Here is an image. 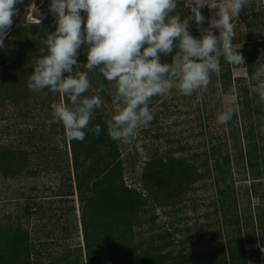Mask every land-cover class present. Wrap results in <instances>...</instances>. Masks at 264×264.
<instances>
[{"label":"rangeland","instance_id":"374dc122","mask_svg":"<svg viewBox=\"0 0 264 264\" xmlns=\"http://www.w3.org/2000/svg\"><path fill=\"white\" fill-rule=\"evenodd\" d=\"M261 1L264 0H251L256 4L262 3ZM187 2L188 0H181L182 4L179 3L176 9L183 17L190 13L180 11ZM207 2L212 7L225 0ZM31 3V0H27L24 4L28 11L26 22H39L45 18L52 20V15L48 16L47 0H41L36 6L43 14L38 19L29 16ZM209 7L202 8V15L207 18H211L215 12V9ZM254 12L256 17L239 14L232 20L235 36L248 35L249 32L252 38L264 37V9L256 7ZM14 19L15 17L12 29L20 25V22L15 24ZM194 23L190 21V29ZM207 26L205 21L203 27ZM213 32L216 30L213 29ZM234 45L243 46L242 43ZM248 63L253 66L255 73L258 66H254V61ZM75 71L88 72L91 86L87 95L100 97L102 107L98 110L108 121L111 117L109 93H114L115 84L104 77L105 91L100 92L103 75L98 69L89 72L81 63ZM229 72L230 85L224 86L221 82L216 85L212 76L207 89L202 90L199 101L196 93L184 96L175 90L165 96L153 97L150 110L154 121L141 127L130 141H118L124 178L127 183H133L137 187L141 186L139 175L142 166L154 153L175 151L182 145L184 148L181 154L194 164H199L207 156L210 170L214 164V159L208 156L211 146H220L221 153L227 152L230 155L229 164L223 166L226 171L223 182L220 181L221 175L213 171L209 177L196 181L176 204H149L139 214L141 223L134 225L135 242L145 246L146 241L162 231L171 232L176 228L178 231H174L170 237L173 245L167 250L177 253L182 240L185 249L200 250L207 245L217 244L219 239H212L214 233L220 234L223 242L227 240L228 233L236 226L229 224L228 218H233L234 213H237L241 233L246 237V232L254 227L257 237L256 241L244 244L247 264H264V245L260 243L259 227V220L264 222V195H261L264 192V181L261 179L264 177V126L254 129L259 136L250 137L249 122L240 114L242 95L238 91V79L240 85H246L251 90L255 87V82L251 79L253 75L247 72L246 66H232ZM219 75L220 73L217 76ZM61 101L65 102L62 94L47 90L26 102L15 103L4 99L0 104V146H20L28 150V167L34 172H23L9 178L0 175V225H19L29 232L34 251L27 264H55L57 258L68 254L67 252L76 253L77 257L78 248L81 249L78 259L85 264L80 221L82 203L78 200L73 183L69 142L61 124L46 123L50 119V105ZM228 108L235 109L233 118L226 124H219L218 113ZM253 141L258 145L257 151L253 153L260 163L258 170L261 173L258 176L252 175L244 160L249 144ZM240 149L243 151L242 160L239 156ZM205 150L206 154L203 153ZM215 179L219 180V186ZM252 184H255V189ZM222 188L230 193L224 195L227 209L220 205L222 195L218 191ZM142 193L146 195L145 191ZM26 206L30 209L29 214L25 212ZM153 216L154 219L151 220Z\"/></svg>","mask_w":264,"mask_h":264},{"label":"clouds","instance_id":"9594fccd","mask_svg":"<svg viewBox=\"0 0 264 264\" xmlns=\"http://www.w3.org/2000/svg\"><path fill=\"white\" fill-rule=\"evenodd\" d=\"M180 2L49 0L48 12L55 27L46 31L40 55L30 66L27 87L33 93L47 89L62 94L67 102H53L46 123L61 124L70 141H83L86 129L97 135L102 131L100 124L89 128L102 104L98 95H87L91 86L88 72L74 71L81 64V52L86 57L84 68L89 72L99 69L107 81L115 84L114 93H109L111 117L107 129L111 139L124 142L154 119L150 110L153 97L175 90L184 96L196 93L199 101L212 75L221 72L222 58L232 65H245L241 45L233 43L232 20L251 0H225L212 7L207 0H188L185 7L190 13L186 17L176 12ZM22 3L0 0V50L5 48L13 27L17 5ZM205 6L215 9L211 18L202 15ZM30 7L32 13L43 15L34 0ZM190 21L195 22L198 37L190 33ZM205 21L207 27H203ZM257 63L251 77L255 82L253 91L264 101V56ZM99 91H105L103 85ZM234 113L233 108L221 111L217 122L228 123Z\"/></svg>","mask_w":264,"mask_h":264},{"label":"trees","instance_id":"16d2710c","mask_svg":"<svg viewBox=\"0 0 264 264\" xmlns=\"http://www.w3.org/2000/svg\"><path fill=\"white\" fill-rule=\"evenodd\" d=\"M26 1L23 0L22 4L17 5L18 11L14 23L20 22V25L9 32L4 42L5 48L0 50V104L4 99H10L15 103L26 102L27 99L35 98L41 93H33L27 87L32 71L30 66L40 55L46 31L54 30L55 25L53 17L52 20L45 18L40 22H26L28 12L24 7ZM48 3L49 0H47V7ZM256 7L264 9L261 3L251 2L240 14L245 17H256L254 12ZM180 11L183 13L190 10L185 7ZM81 15L83 17L84 13L82 12ZM48 16H51L49 12ZM190 33L196 37L200 35L195 23ZM233 43H242L240 52L244 57L245 65H232L222 58L220 75H212L216 85L217 82H221L224 86L230 85L229 69L232 66H246L247 72L253 75V66L248 62L254 61V66H258L257 60L264 56L263 36L252 38L249 32L248 35L238 34ZM165 59L170 61V58ZM85 60L86 57L81 52L79 61L83 63ZM102 77V85L105 86L106 79ZM239 81L240 79H238V91L242 95L240 114L249 122L250 137L259 136L258 131L255 132L254 129L264 126V101L253 89L240 85ZM65 102H67L66 98ZM107 122L97 110L89 128L100 124L101 133L97 135L86 129L83 141L68 140L74 172L73 183L78 200L82 203L80 221L85 264H247L244 244L256 241L257 237L254 227L250 232H246V237L241 233L237 213H234L233 218L227 217L229 224L236 225L234 230L228 233L227 240L223 242L220 234L214 233L212 239H219L217 244L207 245L200 250L185 249L184 240L179 242L181 247L177 253L167 250L173 245L170 237L174 231H178L176 228L171 232L162 231L156 237L146 241L145 246L135 242L134 225L141 223L139 214L145 211L149 204L158 206L176 204L196 181L209 177L213 171L221 175L220 181L223 182V174L226 173L223 166L229 164L230 155L227 152L221 153L220 146H211L208 156L214 159V164L210 170L207 156L201 159L199 164H194L181 154L184 148L182 145L175 151L154 153L142 166L139 175L141 186L137 187L133 183H127L124 178L123 159L118 141L110 138ZM234 123L236 124V121ZM249 145L250 148L244 156L245 164L253 176H258L261 173L258 170L260 163L257 156L253 154L257 151L258 145L256 141ZM203 153L206 154V150ZM29 154L28 150L20 146H0V175L9 178L23 172L34 173L28 167ZM195 155L198 156V154ZM242 155L243 151L240 149L241 160ZM261 179L264 181V177ZM215 183L219 186V180L215 179ZM251 186L255 189V184ZM142 191H145L146 195ZM218 193L223 196H221L220 205L227 209L224 195H230V193L226 188L219 189ZM261 195H264V192H261ZM25 212L30 213L28 206L25 207ZM150 219L153 220L154 216ZM259 227L260 243L264 245L263 221L259 220ZM32 251H34V245L27 230L19 225H0V264H27ZM77 251L79 256L81 249L78 248ZM67 253L57 258L58 261L55 264H84L78 256L75 257L76 253Z\"/></svg>","mask_w":264,"mask_h":264},{"label":"water","instance_id":"95a60500","mask_svg":"<svg viewBox=\"0 0 264 264\" xmlns=\"http://www.w3.org/2000/svg\"><path fill=\"white\" fill-rule=\"evenodd\" d=\"M31 1L33 2V0H31ZM34 2H35V5L37 6L41 2V0H34ZM29 16H30V18H34V19L41 18V16H37L36 13H32V12L29 13Z\"/></svg>","mask_w":264,"mask_h":264},{"label":"built area","instance_id":"2783aa9c","mask_svg":"<svg viewBox=\"0 0 264 264\" xmlns=\"http://www.w3.org/2000/svg\"><path fill=\"white\" fill-rule=\"evenodd\" d=\"M261 2H262L261 4L264 6V1H261Z\"/></svg>","mask_w":264,"mask_h":264}]
</instances>
